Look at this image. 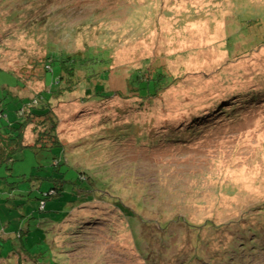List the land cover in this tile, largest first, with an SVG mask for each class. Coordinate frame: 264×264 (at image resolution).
<instances>
[{"label":"rangeland","instance_id":"obj_1","mask_svg":"<svg viewBox=\"0 0 264 264\" xmlns=\"http://www.w3.org/2000/svg\"><path fill=\"white\" fill-rule=\"evenodd\" d=\"M51 44L58 57L91 45L108 50L106 92L114 94L87 95L100 78L78 70L40 105L48 112L20 111L54 125L77 165L91 153L96 166H109L111 198L137 215L111 199L79 202L53 246L35 229L30 245L42 263L264 264V0H0L2 103L37 101ZM157 68L168 81L155 92L142 96L126 84L134 70ZM15 108L6 110L11 118ZM162 233L187 256L161 259ZM235 239L256 245L233 262L223 243Z\"/></svg>","mask_w":264,"mask_h":264},{"label":"trees","instance_id":"obj_2","mask_svg":"<svg viewBox=\"0 0 264 264\" xmlns=\"http://www.w3.org/2000/svg\"><path fill=\"white\" fill-rule=\"evenodd\" d=\"M58 49L53 44L48 49V63L44 71L46 88L41 91L36 102L25 99L17 103L18 99L7 96V100L2 103L4 98L1 97L6 96L0 97V258L6 260L4 264H43V260L34 254L30 245L36 242L32 237L37 231L35 229L46 230L49 243L53 246L56 228L61 226L79 202L84 204L96 199L105 201L111 199L116 201L117 207L131 218H134L136 213L128 206H124L119 197L111 198L114 194L111 187L112 178L108 174L109 166L105 164L96 166L94 162L97 160L91 157V153H87V158L83 159L84 162L90 160L89 164L77 165L79 158L74 161L72 158L74 154L67 151V145L56 136L54 125L49 126L50 123L47 121L44 124L32 123V119L26 118V113L20 111L25 104H28L37 107L31 109L33 114L43 115L48 112L49 108L45 109L40 105H46L51 98L59 96L65 79L74 82V73L78 70H84L89 81L94 82L93 77L96 75L100 78L94 86H91L90 91L86 90L87 95L105 97L114 94L111 91L106 92V86H110L108 78L111 65L108 50L101 45H91L74 54L68 53L69 51L65 49L58 57L57 54L55 55ZM61 59L62 61H58ZM108 61H110L108 68H104L107 67ZM90 62L101 66L94 70V64ZM56 69H58L57 73ZM49 74L52 85L46 80ZM14 76L15 82L12 85L19 86L22 80L18 75L14 74ZM167 81L168 76L162 69L157 68V71L149 76L134 70L126 84L132 86L142 96H146L155 92ZM56 82L58 84L54 87ZM14 105L17 108H15V116L11 118L6 110ZM50 118L52 119L53 116L50 115ZM34 168H42L44 172L36 173ZM97 172L103 173L97 177ZM38 213L41 215L39 216ZM241 223L242 221L239 220L236 225L240 226ZM160 228L162 229L163 226L160 225ZM240 229L241 226L231 231L239 232ZM171 234L162 233V241L160 239L162 250L157 255L163 259L170 251L176 253L177 250L179 256L182 250V254L187 256L186 248H179L176 240H172L174 242L171 243L169 237ZM252 243L254 240L238 243L237 239L231 241L230 245L223 243L227 249L226 259L234 262L242 249H252L256 245ZM56 256L54 253V258ZM194 256L192 253L188 256V260H194ZM65 257L59 256L55 261L51 259V263L64 264Z\"/></svg>","mask_w":264,"mask_h":264}]
</instances>
